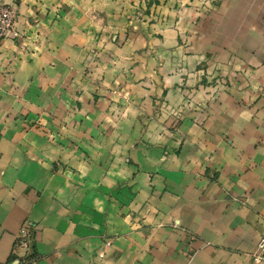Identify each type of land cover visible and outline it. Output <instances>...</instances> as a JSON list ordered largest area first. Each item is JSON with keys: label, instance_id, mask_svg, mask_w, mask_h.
I'll return each mask as SVG.
<instances>
[{"label": "crops", "instance_id": "crops-1", "mask_svg": "<svg viewBox=\"0 0 264 264\" xmlns=\"http://www.w3.org/2000/svg\"><path fill=\"white\" fill-rule=\"evenodd\" d=\"M32 1H21L0 51V264H18L24 222L38 264H102L107 241V264H264L253 259L264 237V0H225L214 12L203 46L225 63L209 67L198 91L207 116L189 128L191 141H84L87 153L67 133L92 135L97 108L93 119L67 115L71 128L58 116L61 139L44 130L50 112H63L59 90L73 74L52 14L29 23ZM223 77L228 87L215 88Z\"/></svg>", "mask_w": 264, "mask_h": 264}, {"label": "rangeland", "instance_id": "rangeland-1", "mask_svg": "<svg viewBox=\"0 0 264 264\" xmlns=\"http://www.w3.org/2000/svg\"><path fill=\"white\" fill-rule=\"evenodd\" d=\"M7 1L0 0V6L15 10L17 24L22 0ZM41 1L27 3L30 9L25 16L37 25L40 12L52 14V25L65 33L57 50L66 71L73 74L72 81L59 90L63 112H50L44 126L50 139H61L55 130L58 116L62 122L67 115L93 119L95 107L98 115L92 135L81 128H76L75 137L67 133L71 141L82 142L83 153H87L84 141H191L189 128L202 127L207 116L208 104L197 96L198 91L209 67L220 71L223 63L216 49L203 46L207 44L203 35L225 0H44L39 11L36 3ZM2 26L0 17V51L3 40L12 34L1 35ZM28 38L21 33L15 39L17 52L29 51ZM52 50L56 51L51 47L50 55L58 57ZM214 84L222 90L228 87V79H215ZM76 123L60 124L71 128ZM98 257L107 264L106 255Z\"/></svg>", "mask_w": 264, "mask_h": 264}, {"label": "built area", "instance_id": "built-area-1", "mask_svg": "<svg viewBox=\"0 0 264 264\" xmlns=\"http://www.w3.org/2000/svg\"><path fill=\"white\" fill-rule=\"evenodd\" d=\"M15 10L12 7L0 6V17L2 18V31L4 33H15ZM111 246V242L105 243V248L99 253L100 257H105L107 247ZM255 261L264 260V237H262L253 252ZM13 261L18 264H38L39 257L35 251V232L33 226L24 222L15 242L13 251Z\"/></svg>", "mask_w": 264, "mask_h": 264}]
</instances>
